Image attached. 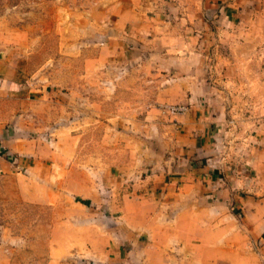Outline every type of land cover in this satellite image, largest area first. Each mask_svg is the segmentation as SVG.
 <instances>
[{"label":"rangeland","instance_id":"1","mask_svg":"<svg viewBox=\"0 0 264 264\" xmlns=\"http://www.w3.org/2000/svg\"><path fill=\"white\" fill-rule=\"evenodd\" d=\"M127 1L0 0V129L16 138V162L0 155V264H110L114 232L121 252H166L165 223L210 193L231 227L241 220L244 193L222 199L209 180L253 172L264 71L256 82L251 32L216 24L204 37L198 22L191 36L188 16L162 5L117 20ZM196 93L205 117L187 133ZM213 159L218 169L204 170Z\"/></svg>","mask_w":264,"mask_h":264},{"label":"crops","instance_id":"2","mask_svg":"<svg viewBox=\"0 0 264 264\" xmlns=\"http://www.w3.org/2000/svg\"><path fill=\"white\" fill-rule=\"evenodd\" d=\"M123 5L128 7H160L159 5L177 7V11L181 16L180 19L185 20V16H188L189 22L192 23L189 25L191 36H196L195 33L198 22H203L206 27L205 33L203 34L204 37L214 32L212 29L208 30L207 28L216 24L219 26V31L217 30V33L220 35L227 32L226 29L229 26H236L238 30L237 34L240 36H245L251 32L253 37V68L256 71V73H253V78L256 82L261 83V74L262 71H264V60L260 57L261 53H264V43H262V41H264V0H128L127 2H123ZM249 6L253 8L251 15L245 14L246 7ZM134 7L124 9L122 13H118L117 20L123 22L129 21V23L135 24L134 21L140 16V19L138 17V21H145V17L142 16L144 12ZM187 7L189 8V14L183 13V10ZM250 23L252 24V30L246 28ZM144 24L143 22L140 25H131L126 28L129 31L132 30V34H135L144 30ZM224 27L226 29H224ZM194 53L199 52L195 50ZM257 56L259 57L258 62L256 60ZM199 82L200 81H196V87ZM196 94H191L188 97L190 107L186 115V117H189L187 118L188 124L185 127L187 133H192V129L196 128L198 125L195 118L201 120L200 118L203 116V113L201 116L196 115V110L202 106V97ZM208 96L207 93L205 95V100H208ZM205 111L206 109L204 108L203 112ZM204 117L205 116H203V118ZM210 118L211 123L218 122L215 116ZM4 134L2 129H0V155L16 162V138L11 137L7 140ZM253 134H255L252 143L254 149L252 161L253 172L247 173L242 171V175L237 174L231 177L232 180L227 181V179H224V182L229 183L221 188H219L218 185H221L220 182H223V180H219V178L218 180L214 178L209 180V182H212L213 186H215V190L220 191L222 199L223 197L228 198L231 193L235 194V192L238 195V192L245 194H242V197H244L242 205H238V208H241L239 210L242 215L240 218L242 221L240 220L235 223L234 227H231V223L228 222L227 216L229 213L228 207L222 206V200L219 199L220 197L217 202L209 203L207 197H212L210 193V195L204 196L206 204L194 206L195 208H191V206L186 207L184 211L181 212L186 216L174 219V223H165L169 233H172L170 242L168 243L166 240L165 244L162 245V247H169V249L164 250L166 252H162L163 248L153 251L144 249L140 254L134 250L133 246L131 247L129 245L127 250L121 252L119 249L120 245H118L116 241V232H114V240L109 239L108 244L110 247L106 248V253H108L109 259L112 260L109 261V263L264 264V127L262 128L261 125L258 127L254 125ZM201 136L202 133H196L195 138L197 139ZM202 139L203 138L200 140ZM194 142L196 144V140ZM212 144L215 147L218 143ZM2 148H4V150ZM193 148L199 153H201V149H203L197 144ZM197 149L200 150L198 151ZM256 152H258V154H256ZM211 167L218 169L215 159L210 161L205 160L203 169L212 171ZM194 185L196 188L202 186L198 179H196ZM250 202L252 205H249ZM213 214H220V216H209ZM198 216L200 221H198ZM246 218L251 219V221H245ZM111 228H116V221H114L112 225L110 224L109 231ZM230 228L232 233L229 237L228 231ZM131 234V237H133L134 234L137 233L131 231ZM171 247H173V249ZM152 253L154 256H152ZM168 258H172V260Z\"/></svg>","mask_w":264,"mask_h":264},{"label":"built area","instance_id":"3","mask_svg":"<svg viewBox=\"0 0 264 264\" xmlns=\"http://www.w3.org/2000/svg\"><path fill=\"white\" fill-rule=\"evenodd\" d=\"M171 108L173 109V110H183L184 109V107H180V106H177V107H175V106H171Z\"/></svg>","mask_w":264,"mask_h":264}]
</instances>
